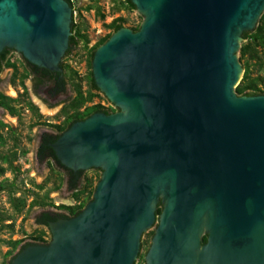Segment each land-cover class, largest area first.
<instances>
[{"label": "water", "instance_id": "1", "mask_svg": "<svg viewBox=\"0 0 264 264\" xmlns=\"http://www.w3.org/2000/svg\"><path fill=\"white\" fill-rule=\"evenodd\" d=\"M132 1L139 29L92 61L118 109L53 144L69 167L103 169L93 198L10 264H135L155 223L147 264H264V94L236 93L264 0ZM74 35L72 0H0V52L18 50L47 105L74 96L61 66Z\"/></svg>", "mask_w": 264, "mask_h": 264}, {"label": "flooded vegetation", "instance_id": "2", "mask_svg": "<svg viewBox=\"0 0 264 264\" xmlns=\"http://www.w3.org/2000/svg\"><path fill=\"white\" fill-rule=\"evenodd\" d=\"M77 50L73 51L70 45L61 62L73 86L74 96L55 106L47 105L34 91L33 74L16 48L6 47L0 52V196L1 199L3 196L8 200L15 212L13 198L16 202L26 200L28 203V199L23 195V188H33V198L27 204L29 209L35 199H40V196L48 193L47 200L54 206L42 208V212L35 218L37 226L43 225L48 229L51 221L73 217L71 211L61 205L74 206L82 202L87 204L93 198L103 173L101 167H69L58 158L53 146L76 122L83 121L96 112L111 113L94 111L86 115L89 106L102 104L95 101L98 96L80 106H73L78 97V90L72 83L71 68H74L70 61ZM74 70L78 75L77 81L81 83V89L86 94L87 72L82 75L77 69ZM61 189V198L67 199L69 203L53 201L52 194H58ZM40 191L43 193L40 194ZM44 213H49L55 219H46ZM14 223L13 220L6 224ZM31 235L28 234V239L23 238L24 243L33 242ZM20 250L22 246L18 247L16 252ZM144 264H147L146 259Z\"/></svg>", "mask_w": 264, "mask_h": 264}, {"label": "trees", "instance_id": "3", "mask_svg": "<svg viewBox=\"0 0 264 264\" xmlns=\"http://www.w3.org/2000/svg\"><path fill=\"white\" fill-rule=\"evenodd\" d=\"M90 3L85 7L86 10H95L97 15L101 19H105L107 14L104 10L103 5L101 4V0H89ZM115 7L113 8V12L120 10L122 8H128L133 9L136 6L135 2L132 0H115ZM73 3V7H74ZM79 12V20L75 17V35L73 37V40L71 42L73 51L75 49H79L81 46H84V48L87 49V65H88V71H87V92L86 94L81 89V83L77 81V72L71 68L72 71V83L78 90V97L75 99L76 101L73 102V106H80L86 101L93 100L94 97L100 95V88L97 86L96 81L93 77L92 72V61L94 58V54L96 49L105 43L110 36L117 31L118 29L122 28L126 24V18L119 16L115 17L109 24L108 27L110 28V32L105 35L104 37L100 38L94 45L89 47L90 38L88 34V28L89 25L85 18L83 17L82 13ZM261 17L258 20L257 25L255 26V29L252 31H249L246 36L243 38V42L240 48V61L243 64V67L245 69L243 77L240 81V83L236 87V93L238 95H255V93L258 94H264V89L262 88V85L264 83V11L261 13ZM140 25L136 26L133 25L131 28L138 30ZM257 71V72H255ZM106 97V96H105ZM107 98V97H106ZM107 100L111 103V101L107 98ZM114 105L111 103V106H104L103 104H95L93 106H89L86 115H90L94 111H108V112H114V109L112 108ZM115 107V106H114ZM42 188V187H40ZM49 198L48 193L44 196H40V199H35L31 204L30 208H33L35 206H39L42 208H47L49 206H54V204L47 200ZM12 205L15 208V212L20 214L25 211L27 207L26 200H23L22 202H16L13 198ZM86 206L85 202H82L80 204L74 205V206H68V205H61L62 208H65L67 210H70L73 217L77 216L81 213V211ZM162 210L161 202L159 206L157 207V213H160ZM46 219H55L54 217L50 216L49 213H44L43 215ZM8 216L4 214H0V226H4L5 228H10L12 232H14V225L13 224H6L4 223L6 220H8ZM48 220H45L48 222ZM154 233V230H152V234ZM27 234V232H25ZM45 231H37L34 234L30 236V238L33 240V242H26L24 243L23 238L21 239H9L4 240L0 239L2 241H6L10 245V249L5 254V260L2 264H10L11 260L16 256L17 252L16 250L18 247L22 246V250L32 244H47L49 240L45 238ZM207 239V235L205 234L203 236V241ZM144 244V239H142V245Z\"/></svg>", "mask_w": 264, "mask_h": 264}, {"label": "rangeland", "instance_id": "4", "mask_svg": "<svg viewBox=\"0 0 264 264\" xmlns=\"http://www.w3.org/2000/svg\"><path fill=\"white\" fill-rule=\"evenodd\" d=\"M90 3L89 0H74L75 9L77 11V19L79 20V12L80 9L83 17L87 21L89 28H88V34L90 38L89 47L94 45L100 38L104 37L110 32V28L108 27V24L115 18L122 16L126 18V24L127 27H132L133 25H141V23L144 20V15L139 13L136 9L137 7L133 9L128 8H122L120 10H117L113 12V8L115 7V0H101V4L104 7V10L107 14L105 19H101L95 10H86L85 7ZM242 45V44H241ZM87 49L84 48V46H81L77 51L74 52L73 56H71V65L74 69H77L79 74L84 75L85 72L88 71V65H87ZM240 52V51H239ZM239 52L237 55L240 54ZM257 72V71H255ZM262 88L264 89V83L262 85ZM96 102H101L104 106H111V103L107 100L105 97V94L103 92H100V95L95 99ZM114 111L117 110V107H112ZM31 189V190H28ZM33 188H23V195L26 199H28V203L32 200L33 196L31 194ZM43 191H40V194H42ZM63 194V190L61 189L58 191V194L53 193L52 199L54 202H61V203H69L67 199L61 198V195ZM42 212V207L35 206L33 209L26 207L25 211L22 214L15 213L5 197L0 196V214L7 215L9 218V221L6 220V223H9L10 221H15L14 223V233H12L10 228H5L4 226H0V239L9 240V239H20V238H26L28 239V234H34L36 231H45V238L47 240H51V233L49 229L46 226L39 225L37 226L35 224V218L36 216ZM156 223L149 228L142 236V239H144V244L141 246L140 253L137 257V264H144L145 258L144 255L147 252V249L149 248V245L151 243V237H152V230L155 229ZM27 232L28 234H25ZM10 245L6 241L0 240V264L3 263V261L6 259L5 254L9 250Z\"/></svg>", "mask_w": 264, "mask_h": 264}, {"label": "built area", "instance_id": "5", "mask_svg": "<svg viewBox=\"0 0 264 264\" xmlns=\"http://www.w3.org/2000/svg\"><path fill=\"white\" fill-rule=\"evenodd\" d=\"M72 1H73V3H74V0H72ZM74 16L77 17V11H76V9H75V6H74Z\"/></svg>", "mask_w": 264, "mask_h": 264}]
</instances>
